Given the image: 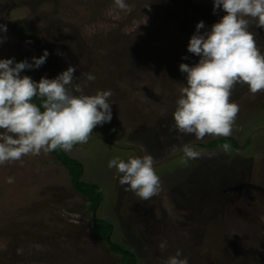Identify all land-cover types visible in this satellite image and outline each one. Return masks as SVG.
I'll use <instances>...</instances> for the list:
<instances>
[{
  "label": "rangeland",
  "instance_id": "374dc122",
  "mask_svg": "<svg viewBox=\"0 0 264 264\" xmlns=\"http://www.w3.org/2000/svg\"><path fill=\"white\" fill-rule=\"evenodd\" d=\"M125 3L122 10L115 0H0L7 27L0 59L31 63L46 50V62L22 76L39 82L73 66V94L112 91L111 121L63 152L82 164L81 181L102 189L94 216L113 225L111 240L134 252L138 264H165L177 251L188 264H264V92L239 83L231 92L239 112L228 137L239 149H203L198 145L221 137L197 141L173 130L186 83L179 65L199 60L187 52L188 41L198 22L203 33L224 13L213 14L212 0ZM249 31L264 55V29L250 21ZM185 144L199 158L184 163ZM144 155L154 158L161 182L147 201L125 191L108 167L114 158ZM90 224L86 199L53 152L0 165V264H119L121 256Z\"/></svg>",
  "mask_w": 264,
  "mask_h": 264
},
{
  "label": "clouds",
  "instance_id": "9594fccd",
  "mask_svg": "<svg viewBox=\"0 0 264 264\" xmlns=\"http://www.w3.org/2000/svg\"><path fill=\"white\" fill-rule=\"evenodd\" d=\"M213 14L224 15L210 30L200 21L190 37L187 52L199 57L194 65L180 64L186 74L172 118L173 130L181 135H192L197 141L205 137H228L239 112V106L230 102L231 92L239 83L247 85L252 94L264 92V55L257 48L249 31L250 21L264 29V0H212ZM120 9H127L125 0H115ZM6 25L0 24V44L4 43ZM45 50L39 57L14 62V58L0 59V165L20 161L25 156H38L43 150L72 151L74 145L88 142L93 130L112 119L111 90L95 95H75L68 87L73 84L76 68L69 66L54 79L41 77L39 82L21 75L26 70L38 69L46 62ZM57 55H63L57 52ZM187 59V57H182ZM88 80L95 77L87 74ZM75 92L82 89L75 86ZM40 100V105L33 103ZM41 108L43 111H41ZM222 150L230 151L229 144ZM183 162L197 159L200 153L192 146H183ZM151 155L120 158L109 161L115 169L119 184L125 191L134 192L147 201L159 194L161 182ZM13 183L12 177L7 179ZM158 247L164 250L166 241ZM181 252L168 257L165 264H188Z\"/></svg>",
  "mask_w": 264,
  "mask_h": 264
},
{
  "label": "trees",
  "instance_id": "16d2710c",
  "mask_svg": "<svg viewBox=\"0 0 264 264\" xmlns=\"http://www.w3.org/2000/svg\"><path fill=\"white\" fill-rule=\"evenodd\" d=\"M32 102L37 104L38 106L40 105L39 99H34ZM41 111H43L42 108ZM223 144H229L230 148L239 149L238 142L235 141L232 137H221L215 140H211L208 143L200 144L198 146L203 149L213 150ZM246 145H249L248 141L246 142ZM53 154L55 155L57 160L64 166V168L68 170L74 190L80 193V195L86 199L87 208L91 213L90 228L95 237L98 238L101 242L106 243L114 254H118L121 256L119 264H138V259L134 252L126 249L124 246L114 243L111 240V236L114 230L113 225L104 219L95 218L94 216L95 211L103 201L102 189L95 184L83 182L80 180L82 177L83 166L79 161L73 159L72 157H69L60 149L53 151Z\"/></svg>",
  "mask_w": 264,
  "mask_h": 264
}]
</instances>
